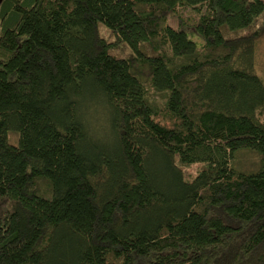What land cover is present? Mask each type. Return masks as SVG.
<instances>
[{
	"label": "trees",
	"instance_id": "1",
	"mask_svg": "<svg viewBox=\"0 0 264 264\" xmlns=\"http://www.w3.org/2000/svg\"><path fill=\"white\" fill-rule=\"evenodd\" d=\"M262 41L264 0H1L0 264H264Z\"/></svg>",
	"mask_w": 264,
	"mask_h": 264
},
{
	"label": "rangeland",
	"instance_id": "2",
	"mask_svg": "<svg viewBox=\"0 0 264 264\" xmlns=\"http://www.w3.org/2000/svg\"><path fill=\"white\" fill-rule=\"evenodd\" d=\"M185 11H187V10H185ZM188 12H186V13H188ZM171 25H173L177 28L180 27V26H178V21L171 22ZM182 28L187 32V36L189 39L195 40L197 43L200 42L201 36L197 32L193 31L186 24H182ZM258 58H259V65L261 67V70H258V74L264 81V41H262L260 43ZM15 137H16L15 134H11L9 136V141H11V142H12V140L14 141L16 139ZM236 156H237V158H236L237 166L245 168L243 170H246V171L255 169V167L257 165V161H258V158H257V155L255 152L253 153L248 149H241L240 152H238L236 154ZM189 170H190V172H193L195 169H194V167H191Z\"/></svg>",
	"mask_w": 264,
	"mask_h": 264
},
{
	"label": "water",
	"instance_id": "3",
	"mask_svg": "<svg viewBox=\"0 0 264 264\" xmlns=\"http://www.w3.org/2000/svg\"><path fill=\"white\" fill-rule=\"evenodd\" d=\"M1 1V0H0Z\"/></svg>",
	"mask_w": 264,
	"mask_h": 264
}]
</instances>
